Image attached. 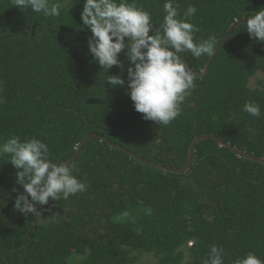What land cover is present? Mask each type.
Masks as SVG:
<instances>
[{"label":"trees","instance_id":"obj_1","mask_svg":"<svg viewBox=\"0 0 264 264\" xmlns=\"http://www.w3.org/2000/svg\"><path fill=\"white\" fill-rule=\"evenodd\" d=\"M134 2L159 30L165 0ZM61 3V15L49 18L0 0V142L14 135L39 139L60 163L89 134L99 133L145 159L181 168L192 141L210 133L264 156V42L251 38L245 23L207 75H194L195 87L180 115L165 126L134 109L127 49L118 57L125 70L113 66L106 73L87 47L91 32L82 25L84 0ZM176 3L181 16L189 5L196 7L189 21L200 29L194 39L214 37L215 48L237 20L264 7V0ZM181 57L197 72L210 58ZM259 72L263 77L253 88L250 80ZM116 74L124 87L108 85L107 75ZM245 101L259 104V118L242 111ZM9 159L0 155V264H135L140 253L154 254L160 264H204L213 244L223 247L224 264L249 252L264 261V164L213 139L197 144L193 165L182 174L93 139L71 163L87 190L49 199L41 219L14 209L23 186Z\"/></svg>","mask_w":264,"mask_h":264},{"label":"clouds","instance_id":"obj_2","mask_svg":"<svg viewBox=\"0 0 264 264\" xmlns=\"http://www.w3.org/2000/svg\"><path fill=\"white\" fill-rule=\"evenodd\" d=\"M12 3L18 9H30L44 17L61 15V0H12ZM178 8L176 0H165V15L159 30L154 29L151 14L137 7L134 0L131 3L128 0H84L80 14L82 25L91 32L87 47L93 60L106 73L113 66L123 72L124 63L118 57L127 49L125 55L130 62L127 89L134 109L143 114L144 120L165 126L180 115L181 104L195 87L194 74L181 54L190 53L199 58L212 56L216 50L214 37L194 39L193 34L200 29L189 21L196 14V7L189 5L183 16ZM246 17L247 33L254 40L264 42V7ZM106 81L110 87L125 86L120 74L107 75ZM242 111L256 118L261 116L259 104L253 101H245ZM5 154L17 169V183L23 186V192L14 203V209L22 215L31 214L41 219L49 199H67L87 190V184L74 174V166L68 162H53L47 144L39 139L21 141L19 136H11L0 142V155ZM224 255L223 247L213 244L204 264H224ZM232 264H264V261L249 252Z\"/></svg>","mask_w":264,"mask_h":264},{"label":"water","instance_id":"obj_3","mask_svg":"<svg viewBox=\"0 0 264 264\" xmlns=\"http://www.w3.org/2000/svg\"><path fill=\"white\" fill-rule=\"evenodd\" d=\"M246 19H247V17H243L242 19L237 20L231 26V28H230L229 32L227 33L225 39L216 48L214 54L212 56H210V58H209V60H208V62L206 64L205 68L203 69V71L197 72V71L191 70L189 68L196 77L202 78V77H204V76L207 75V73L209 72V69H210V66H211V63H212L213 59L222 50V48L229 42V40L233 36V33L237 29V27L240 24L246 22ZM96 138L100 139L101 141L107 142L114 149H118L120 151H124L125 153L129 154L132 158H134V159H136V160H138V161H140V162H142V163H144L146 165H150V166H153V167L161 168V169H163L165 171H170L172 173L182 174V173H186V172H188L190 170V168L193 165L194 159H195L196 146H197V144L199 142H201L202 140H205V139H213V140L217 141L220 144V146H223V147H226V148L230 149L231 151H233L234 153H236L240 157L247 158V159H251V160H253L255 162H259V163L264 164V156L259 157V156L253 155V154H249L246 151H243V150H241V149L233 146L229 142L225 141L223 138H221V137H219V136H217L215 134H210V133L201 134V135L197 136L192 141V143L190 145V148H189V154H188L187 163L183 167H181V168H177V167H173V166H170V165H166L164 163L150 161L148 159H145L142 156H140V155L132 152L131 150L125 148L124 146L118 145V144L114 143L109 138H107L106 136H104L102 134H99V133H91V134H89L85 138V140L79 145V147L77 148L75 154L72 157H69L66 162H68L70 164L73 163V162H75L76 159H77V157H78V155H79V153H80V151L82 150V148L87 143H89L90 141H92L93 139H96ZM34 225H35V221H34L32 227Z\"/></svg>","mask_w":264,"mask_h":264},{"label":"rangeland","instance_id":"obj_4","mask_svg":"<svg viewBox=\"0 0 264 264\" xmlns=\"http://www.w3.org/2000/svg\"><path fill=\"white\" fill-rule=\"evenodd\" d=\"M262 77H263V73L259 72L257 74V76L251 78V80H250L251 87H253V88L256 87L257 86V79L262 78ZM0 92H1V89H0ZM0 100H1V96H0ZM183 249L187 254V256H186V260H187V259H189V252H188L186 247H183ZM135 264H160V263L154 254L140 253L139 254V260Z\"/></svg>","mask_w":264,"mask_h":264}]
</instances>
